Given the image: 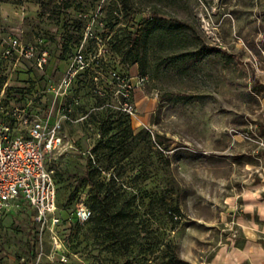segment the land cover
<instances>
[{"label":"rangeland","instance_id":"1","mask_svg":"<svg viewBox=\"0 0 264 264\" xmlns=\"http://www.w3.org/2000/svg\"><path fill=\"white\" fill-rule=\"evenodd\" d=\"M10 36L41 42L45 69L9 52ZM118 77L136 114V89L154 101L148 124L124 109ZM0 86L6 111L60 124L63 138L48 158L60 222L37 223L25 202L2 212L0 264H147L165 232L181 264H264V0L1 1ZM91 159L111 166L101 179L145 169L133 184L166 192L133 205L129 251L112 225L74 217L82 202L94 213Z\"/></svg>","mask_w":264,"mask_h":264},{"label":"built area","instance_id":"2","mask_svg":"<svg viewBox=\"0 0 264 264\" xmlns=\"http://www.w3.org/2000/svg\"><path fill=\"white\" fill-rule=\"evenodd\" d=\"M9 52L15 51L19 58L32 61L38 68L45 69L49 62L47 49L41 47V42H23L17 37L7 39ZM83 54L78 55L82 61ZM72 70L64 78L63 84H68ZM147 76H140L143 83ZM123 85V94L127 100L124 109L136 114V108L129 102L133 85L124 78H117ZM5 86H0V214L10 210L19 202H25L33 211L34 220L42 224L52 222L58 224L57 186L55 170L48 163L52 153L62 147L63 138L59 133V125H50L42 118L32 119L28 113L19 107L5 110L3 97ZM20 127H16V124ZM93 214L90 206L80 203L74 217L77 222H87Z\"/></svg>","mask_w":264,"mask_h":264},{"label":"trees","instance_id":"3","mask_svg":"<svg viewBox=\"0 0 264 264\" xmlns=\"http://www.w3.org/2000/svg\"><path fill=\"white\" fill-rule=\"evenodd\" d=\"M5 1V0H0ZM164 149H169L166 145ZM100 156H98V160ZM109 170L111 166L106 167L96 166L93 164L92 159L89 162V169L86 173V178L90 183L92 193V207L94 213L87 221L90 226L91 232L102 231L108 224L112 225L113 233L109 234V237L115 239V243L126 248L129 251L131 243H135L136 238H132L125 229L133 225L135 215L133 205L140 199L142 202L149 198L150 201L157 200L158 202L165 204L167 202L166 192L153 191L144 187H137L133 184L140 175H143L144 180L149 178L145 173V169H140L135 175L128 176V180L125 182L120 172H112L108 181L101 179L100 174L102 170ZM166 221L175 220V216L181 213L178 206L173 208V211L166 212ZM168 229V227L166 226ZM110 227L108 228V230ZM160 253L156 256V260L146 258L147 264H181L184 260L181 257L178 247L171 239L166 237V232L159 240ZM123 253L129 254L124 251ZM131 260H127V264H131Z\"/></svg>","mask_w":264,"mask_h":264},{"label":"crops","instance_id":"4","mask_svg":"<svg viewBox=\"0 0 264 264\" xmlns=\"http://www.w3.org/2000/svg\"><path fill=\"white\" fill-rule=\"evenodd\" d=\"M146 94L142 93V90L136 89L134 91V100L137 103H141V109L137 114L133 116V122L134 124H137V126L141 127L148 122H150L151 119V111L155 105L154 101L150 98L146 97Z\"/></svg>","mask_w":264,"mask_h":264}]
</instances>
